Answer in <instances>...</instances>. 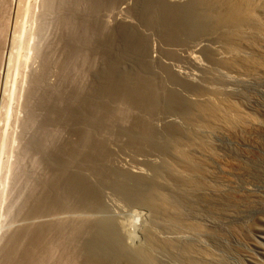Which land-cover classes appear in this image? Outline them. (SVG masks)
<instances>
[{
	"label": "rangeland",
	"instance_id": "1",
	"mask_svg": "<svg viewBox=\"0 0 264 264\" xmlns=\"http://www.w3.org/2000/svg\"><path fill=\"white\" fill-rule=\"evenodd\" d=\"M27 1L29 5L27 11L28 14L21 15L19 16V20L17 19L18 22L20 21V28L22 30L20 29L18 49L14 47L12 48L14 62H12L11 66L13 68L11 67L10 70L11 77L10 83L7 86L8 90L4 93L5 105L8 108L9 114L7 121L5 120L6 108L3 107L1 109V118L4 117V119H1L0 121V141L4 140L5 149L3 148V151L0 152V252H2V250L5 249L4 247L8 244L9 239L14 232L13 230H17L16 228H19L21 224L26 223L23 221L25 220L23 219V217L25 218V205H28L30 201L29 199L33 196L35 188V191L38 190V183H42V180H45L44 177L47 178L49 173L48 168L40 160V154L32 149L30 145L31 138L33 140L35 135L40 134L39 126L42 117V110L39 106V94L46 89L45 86L51 84L50 86L58 88L60 92L59 94L67 99L64 104L60 105V118L58 117L59 121L55 128L57 143L55 158L60 165H66L68 163V161H66L68 160L67 156L71 153L75 154V161L78 164L76 168L77 170L74 169V171L72 170L73 172L70 170L68 173V176L64 181V183L68 185L75 183V181H88V178L91 177L90 172L88 173V169L91 167L88 164V161L92 159L98 161L99 158L96 153L99 154L104 152V155L108 153L106 159H99L101 160L99 162H105L104 167L106 169L113 170V168L117 169L118 167L123 166L136 170L142 168L144 171L147 170L148 172V160L152 162L156 161L155 163L158 162V164L162 163L163 158L165 159L166 155L168 156L169 153H171V147L169 146L174 143V141H171L172 138L175 140L180 135V137L184 136L185 131L187 130L186 126H188L189 123L185 118L184 113L191 109L187 102L189 97H191L190 99L194 97L193 99L203 100L208 97L213 99L212 96H214L212 95L211 88V90H207L198 85L192 86L188 81L186 84V82L182 81V78H177V76L172 73L173 70L171 69H176V72L180 71L186 74L185 77L193 75V78H196L198 75L199 78V76H201V74L199 75L201 72L195 66L189 64L185 59L189 54L191 55L192 51L187 42L183 43L185 39L182 36L184 35L179 33L180 37L183 39L178 35L179 30L176 28L178 26L179 18H176L177 22H175V17H178V14L183 17L184 6L180 4H170L169 2L173 0H101L100 6L96 5V0H85V3L76 0L73 3L74 5L71 3L73 1H71L70 4L72 6L69 7L70 9L67 16L71 15L74 24V32L76 33L74 35H77L78 37L77 42L75 43V49L78 50H76V54L70 56L59 42L60 37L64 35L65 32L63 21L59 18V14L62 10V8L59 7L62 6L58 4H54V6L53 4L46 5L47 0H39V3L38 0ZM14 4V0H0V23L3 21L2 24L5 29L3 35L0 33V55L2 56L8 46L9 32L11 31L10 24L12 26L16 20ZM171 10L176 12V14H168ZM13 11L14 13H12ZM83 13L87 22L86 33L85 29H83L84 26H82ZM170 15L174 18H171ZM24 18L26 20H24ZM23 21H26V23H23ZM2 24H0L1 30ZM175 32H177V34ZM83 46L86 48L81 49ZM184 46L187 47V49ZM82 50L84 52L86 51V54H83ZM187 50L190 53H185ZM2 56H0V58ZM153 59L156 61H153ZM199 60L200 62L203 61V64H206V62L208 63L203 57H200ZM162 62L164 64L167 62L169 66L165 68L164 65L161 64ZM208 64L210 65L211 63ZM36 75H41V84L39 86L34 84L35 77H37ZM128 76L137 82V88L133 90V96L139 101L136 103V108L132 109V111L130 110L131 112L129 114H124L121 109L122 106H120L121 104H117L115 99L117 96L120 97L127 93L126 87L124 88L123 86V81L125 80V77L127 78ZM151 80L154 81L156 88L153 86L154 88L151 89L152 85H154ZM148 81L151 82V84ZM147 83H149V86ZM205 84H208L207 86L209 87H214V89L217 87L220 91L226 89V87L227 89L223 91H228V89L231 88V85L229 86L228 83L221 80H208ZM13 87L16 88L14 89ZM154 89L156 91H154ZM250 90L248 91L251 92H249L251 96L252 94L254 95L253 98L256 97V100H253L257 104L253 102L251 106H246V104H242L239 99L237 100L232 97V100H236L235 102L239 101L237 102L239 103V107L242 108L245 113L248 112L249 116H255L254 119L259 123L261 122L260 126L262 128L257 127L258 130L256 128L249 131L247 130V132L245 130L234 133L229 132V134L216 132L213 133L212 136L210 135L214 151L217 153V156H220L217 158L218 163L216 160V162H212L210 166V171L212 170L213 177L215 176L214 179L212 177L214 181L213 183L216 185L218 183L220 186H217L222 189L226 187L224 190H228L230 195L237 201V204L235 203L231 205L232 208L228 207L227 209L225 207L227 213L233 211V215L232 213H229L227 214L228 218L225 215L219 217L217 214L218 212H215L216 209H213L217 205L215 200L213 202L210 201L211 203H209V206L201 204V200H199L198 203H195V206L187 204V207V205H184L185 209L187 208L186 210H188L186 211L187 213L184 214L188 219V222L194 221V223L197 222V224H200L203 221L204 223L202 222V225L212 228V231L217 228L214 232L216 233L217 231L216 234L220 233L222 241H215V239H212V241L208 238H203V240L216 254L217 252L219 254L221 253V255L223 254L230 264H264L262 257L264 247H257L260 246V244L262 245L263 242L261 243V240H259L260 243L258 245L255 242H253V244L252 242L243 239L237 241L234 236L230 235V232L236 226H241L245 231H249L252 229H258L259 227L262 229V226L264 225V83H260ZM244 91L246 92L247 89H244ZM248 91L246 93H248ZM9 95L10 97H8ZM112 99L113 103L109 105L106 101ZM114 102H116V104ZM98 109L102 110H100L101 113L103 112V109H105V111L115 112L113 115L114 117L112 118L113 121L110 122H113V128L112 124L108 123L107 120L104 122V119H106L104 113L100 114ZM60 112L63 113L61 114ZM192 112H195V109H192ZM89 120L92 123H90ZM105 124L106 126H104ZM155 127H158V129L160 127V129L158 130ZM129 129L131 132L128 133L127 130ZM94 130L95 135H93ZM90 132L91 137L94 140V146L96 145L95 147L99 150L96 149L89 152L91 154L87 158L81 157L79 156V154L81 155L80 151L77 149L74 150L75 146L83 144V138H85V135L89 136L88 133ZM176 134L180 135L175 136ZM1 135L4 136L2 137ZM252 137H254V140ZM169 139H171V143L169 142ZM147 140L149 141L147 142ZM149 142L152 143L148 144L149 146H145ZM160 149L162 151H160ZM73 151H77L79 154ZM144 161H146L147 164H145ZM81 164H83V167ZM224 165L227 166V168L229 165V173H227L228 171L225 172V170H223L225 168ZM73 173H77L78 175L76 174V176H74ZM110 183H112V185ZM101 184L99 187L98 185L96 187L99 190L96 194H99L98 197L100 198L95 195L92 197V200L94 199L95 202L97 201L99 203L98 200L102 199V201H104V207L59 208L56 211L53 210L44 214L41 217V220L53 223L54 221L57 222L63 219H79L84 217V215L85 217L95 220H110L111 225L113 224L114 226L108 225L110 231H113L112 233H114V236L118 239L121 238L120 241L133 245L142 243L144 241V236L142 234L143 231L141 230H143L142 227L149 222V212L137 201L124 195L125 192H131L130 194H132L133 188H125L126 190L131 188L130 191H126L125 189V191L123 189L122 191L119 189L118 193V185L116 183L104 181ZM38 187L41 188L39 185ZM249 189L252 190L250 191ZM100 194L103 197H101ZM239 198H241V200ZM250 199L254 200L251 201ZM199 204L202 206L200 207ZM254 204H256L257 207ZM189 206H193V209H190ZM194 207L202 208V212L200 209L198 210ZM203 208L205 210H203ZM208 209L214 210L213 212L215 213L212 214L213 212ZM209 212H211V214ZM98 215L101 216L98 217ZM236 215L237 217H235ZM191 216L192 219H190ZM208 218H210L213 223L209 221ZM215 219L218 220L216 221ZM231 225H234L232 226L233 228ZM112 228L113 230H111ZM159 230L161 229L159 228L158 232ZM162 232L165 233V231L161 230V233L159 232V234H164ZM95 233L96 232L93 234V231L92 233L91 231L82 232L76 242L77 250L80 249L81 257L79 262L82 264L89 257V253L92 252L91 249H96V251L99 252H102L104 249L105 251H103L108 252L109 254L116 252V247L114 249L112 248V245L114 244L111 242L107 243L105 240H102V237L98 235V233ZM165 234L166 235L164 236L169 235L168 233ZM60 236L61 235L59 234L53 236L55 239L50 242L48 252H45L46 256L43 264H57L62 258L61 256L64 255V243L62 240L61 244L60 240L62 238ZM59 237L61 239H59ZM60 245H63V248ZM100 248L102 250H100ZM82 251H87L86 253L88 257L86 256V253H83L82 255ZM161 255L162 254H160V256ZM162 256L160 257L161 262L162 260H165L162 264H181L177 261L169 260L167 257H164V255Z\"/></svg>",
	"mask_w": 264,
	"mask_h": 264
},
{
	"label": "bare ground",
	"instance_id": "2",
	"mask_svg": "<svg viewBox=\"0 0 264 264\" xmlns=\"http://www.w3.org/2000/svg\"><path fill=\"white\" fill-rule=\"evenodd\" d=\"M74 1L76 0H47V4H46V5L53 4V6L54 4H58L62 6V7H59V8H62L59 14V18L61 19V21H63V28L65 32H64V35H62L60 39L59 38L58 39H59V42L62 44L64 50L68 53L69 56L76 54V50H78V49H75V43L77 42L78 37L77 35H74L76 34L74 32V24H73L71 15L67 16L68 11L70 9L69 7L72 6L70 2L73 4ZM80 1L85 3V0H80ZM14 2H15L14 4L15 10L14 9L13 10L15 11L16 20L14 24H12V26L10 24L11 31L9 30L10 29L9 28L8 30L10 32H9L8 46L6 48V51L3 53V56L0 55L2 56L0 58V121L1 119L2 120L4 119V117L1 118V114H2L1 109L3 107L6 108L5 109L6 110L5 112L6 121L8 120V115H9L8 108L5 105L4 93L5 91L8 90L7 86L10 83V77H11L10 70L12 67L11 65H12V62H14L13 61L14 54L12 52V48L14 47L18 49L20 31L22 30L20 28V23H19L20 21L18 22L17 19L19 20V16L21 15H24L26 13L28 14L27 11L29 9L27 0H14ZM38 3H39V0H38ZM169 3L174 4V5L180 4L184 6L183 17L180 16V14H178V17H175V22H177V19L179 18L178 24H177L178 26L176 25L177 26L176 29L179 30L178 35L179 33L184 35V36L181 35L185 39V41L183 40L184 41L183 43L187 42V44L190 46V49L192 51L191 55L189 54V56L187 57L183 56V57H185V59L189 62V64H191L192 66H195L201 72V73L198 72L199 75L201 74V76H199L198 78V75L196 74L197 77L195 76L196 78H193V75H191L192 76L191 77L187 74L189 78L188 76H186L187 77L186 78L185 77L186 74L180 71L176 72L175 71L176 69L175 70L171 69L174 71V72L172 71V73L175 76H177V78H182L183 79L182 81L186 82V84L188 81L190 84H192V86L198 85L199 87L203 89L205 88L207 90L212 89L211 90L212 95H214L212 96L213 99L208 97L207 99L199 100V99H193L194 97L190 99L191 97H189V100H187L186 98L188 105L189 107H191V109L187 110L186 112L184 111L185 112L184 116L189 121L188 126H186L187 130L185 128L186 131H185L184 136L182 135L183 137H180L181 136L180 135L181 133H180L179 134L180 136L178 134L175 135V136L177 135L179 136L175 140L173 138L172 140L169 139L170 143L171 141L172 142L174 141V143L169 146L171 147L170 148L171 153H169L168 156L165 153L166 157L165 159L163 158L162 163L158 164V162L155 163L156 161L152 162L147 159L148 160V164H147L146 161H144L145 164L149 165L148 172L147 170L144 171V169L142 168H141L142 170L138 168H137L138 170H136V169H132L129 167H123V166L122 167L120 166L117 169L113 168V170L106 169L104 167L105 162H99V161L106 159L108 153L106 152L107 153L106 155L103 154L104 152L99 153V154L96 153L98 158L101 160L98 159L97 161L95 159L94 160L92 159L88 161L89 162L88 164L92 167V169L91 167L90 169H88V173L90 172V175H91V177H89L90 179L88 178V181H80V182L75 181V183H71L68 185V184H65L64 181L66 177L68 176V173L70 172V170L74 171V169H76L78 165L77 162L75 161L76 160L75 154L71 153L67 156L68 160L66 161H68V163L66 165H60L56 161V158H55V155L57 152L55 128L57 127L56 124L59 121L58 119L60 118L59 117L60 105L64 104L65 100L67 99H65L64 97H62L61 94H59L60 92L58 88L54 86H50L51 84H49V86L44 85L46 89L42 93L39 94L40 96L39 106L41 107V110H42V117H41L40 126H39L40 134L35 135L33 140L31 138L32 141L30 140L31 142L30 145L32 149L36 150L40 154L41 156L40 160L48 168L49 171L48 170L47 171L49 173H48V176L46 173L47 178L44 177L45 180L41 179L42 183L39 182L41 185L38 183V185L41 188H39L37 185L38 190L35 191L36 190L35 188L34 193L35 192L36 193L35 194L33 193V196L30 197L31 199H29L30 200L29 203L27 202L28 205H25L26 206L25 218L23 217V219L25 220L23 221H25L26 223L24 222L25 224H21L19 228H16L17 230H13L14 232L12 236L10 234L11 237L9 239L8 244L4 247L5 249H3L2 252H0V264H43L45 256H46L45 252L46 251L48 252V249L50 247V242L54 241L55 238L53 236L56 234L61 235L60 237L62 239L60 237L59 239H61L60 240L61 244L63 240L64 250H65L64 255L61 256L62 258L57 264H78L81 256H80V251H79L80 249L78 248L79 250H77L76 242L78 241L79 235L82 232H90V231L91 233L93 231V234L94 232L98 233V235L102 237V240H105L107 243L111 242L112 244H114L112 245L113 247L112 246L111 247L113 249L116 247L115 248L116 252L114 251L115 253L109 254L108 252H104L105 250L103 249L104 250L103 251L101 248L100 250H102V252L96 251V249L95 250L91 249L92 252L89 253L90 255L88 257L86 252L89 249L86 252L82 251L81 252L82 255L83 253H86V256L88 257L84 261L83 264H162V262L165 261V260H162L161 262L160 257L162 255H164V257H167L169 260L171 259L181 264H230L223 254L221 255V253L219 254L217 251H216L217 252L216 254L211 248H209L206 245V242H204L203 240V238H208L210 240L215 239V241L216 240L220 241L222 236H220V233H218L219 235L216 234L217 231L216 233L214 232L217 228H215L214 231H212L213 230L212 228H208L206 225L205 226L202 225L204 223L203 221H202L203 223L199 222L200 224H197V222L194 223V221L193 222L191 221L192 223L189 221L190 222L189 223L187 221L188 219L184 215L187 213L186 211H188L186 210L187 208L185 209L184 205H187V204L194 205L195 203H198L199 200H201L200 202L201 204H205L206 206H209L210 205L209 203L215 200L217 204L215 206L216 208L215 207L213 208V209H216L215 212H218L217 214L219 217L220 216L223 217L224 215L227 217V214L232 213L233 211L227 213L226 210L228 209V207H231V205L237 202L235 198H233L230 195L228 190H227L228 192L224 190L226 189V187L222 189L217 186L219 185L218 183L217 185L213 183L214 182L213 179L215 176L213 177V173H212L213 171L212 170H211L212 172L210 171V166H211V163L214 161L216 162V160L218 163L217 158H219L220 156H217V153L214 151V148L210 140L212 139L210 135L212 136V134L216 132L221 133V134L223 133L229 134V132L234 133L238 131L241 132L242 130L243 131L245 130L247 132V130L249 131V130L256 129L257 127L258 128L261 127L260 126L261 122L259 123L257 120H255L254 119L255 116H252V115L249 116L248 112L245 113L244 110H242V108L239 107V103L237 102L240 101L242 104L243 103L246 104V106H249V105L251 106V104L255 102L254 100H256L255 99L256 97L253 98L254 96L253 94L251 96L250 89H252L253 87L255 88V86H257L260 83L261 84L264 83V0H184V1L182 0L174 1L173 0V1H170ZM96 5L100 6L101 0H96ZM14 11L12 13H14ZM169 12L170 13L168 14H171V13L176 14V12L172 10ZM25 18L24 20H26ZM171 18H174V17H171ZM24 22L26 23V21H23V23ZM175 22H174V25H175ZM82 26H84L83 29H85V33H86L87 22H86L84 13L82 14ZM4 31L5 29L2 24V30L0 28V33H2L3 35ZM175 33L177 34V32ZM187 47L185 48L187 49ZM82 48H86V47L83 46L81 47V49ZM82 52L83 54H86L85 53L86 51L84 52L82 50ZM185 53L188 54L190 52H188L187 50V52ZM200 57L205 58V60H207L208 63H211L210 65L212 67L207 62H206L207 65L203 64V61L200 62V60H202V59L199 60ZM153 61H156V60L153 59ZM161 64H163L165 68L169 66L167 62L165 64L162 62ZM36 76L37 77H35L34 84H36V86H39L41 84V75H36ZM208 80L209 81L210 80H214V81L221 80L225 83H228L229 86L231 85V88H229L228 91H223V90H226L227 87L226 89H222V91L218 90L217 87H215L216 89H214V87L212 88V87L207 86L208 84L207 85L205 84L206 81ZM136 83L137 82L131 79V77L129 76L127 78L125 77V80L123 81V86L124 88L126 87L127 93H125L123 96H120V97L117 96L116 99L114 98L117 101V104H121L120 106H122L121 109L123 110L124 114H127V113L129 114L132 111V109L136 108V103L139 101L133 96V92H134L133 90L137 88ZM149 83L151 84V82ZM149 83H147L148 86H149ZM152 83H154V81H152ZM153 86L155 87V83L154 85H152L151 89L154 88ZM244 89L245 90L247 89V91L250 90L248 91V93L249 92L250 93L249 94L246 93L247 91L245 92ZM154 91L156 90L154 89ZM8 97H10V95ZM232 97H234L237 100L239 99V101L237 102H235L236 100L233 101ZM106 102H108L109 105H111V103H113V99L110 101L108 100ZM114 103L116 104V102ZM19 106L21 107L20 104ZM105 109H103L102 113H101L102 111L101 109H100L101 111L99 109L98 111H100V114L104 113V116L106 118L104 119V122L107 120V122L110 123L111 121H113L112 118L114 117L113 115L115 112L105 111ZM192 109H195V112H192ZM10 110H11V107H10ZM60 113L62 114L63 112H60ZM89 122L92 123L90 120ZM104 126H106V124ZM112 128H113V124H112ZM156 129H158V127ZM127 132L128 133L131 132L130 129L127 130ZM88 135L89 136L85 135V138H83V141H84L83 144L81 145L77 144L78 146H75V149L71 148V149H74V150L77 149L78 151H80L81 155L77 151L76 152L73 151V152L78 153L79 156L85 157V158L89 157V155L91 154L89 152H92L96 149L99 150L97 147H95L96 145L94 146V143H93L94 140L91 137V132L88 133ZM93 135H95V130H94ZM1 136L3 137L4 135H1ZM252 138L254 140V137ZM148 141L149 140H147V142ZM0 142H1L0 143V152H1L3 151V148H4V140ZM151 143L149 142L145 146ZM170 150H167V151H170ZM160 151L162 150L160 149ZM84 160H87V159H84ZM83 164H81V166ZM88 164L86 165L89 166ZM224 167L225 168L223 170H225V172L228 171L227 173H229L230 171L229 165H228V168L225 165ZM76 174L73 173L74 176H76ZM8 177H9V174H8ZM104 181L116 183L118 185V188L117 187L115 188L118 189L117 191L118 193H119V189L124 190L125 188H128V187L133 188L132 194H130L131 192L130 193L125 192L124 195H127L126 197L129 196V198L131 197L133 200L137 201L140 205L145 207L146 210H148L149 222L148 224L146 223L145 226L142 227L143 230H141L143 231L142 234L144 236V241L142 243L133 245L130 243H125V242L120 241L121 238L118 239L116 236H114V233H112L113 231H110V227H109L111 225L110 220L109 221H106V220L101 221L102 219L95 220L89 217H85V215L84 217L79 218V219H76L74 217L75 219L73 218L69 220L63 219L57 222L54 221L55 223L54 222L51 223L49 221L45 222L41 220V217L44 214L51 212L53 210L56 211L59 208H65V207H82V208L90 207L91 208V206L92 207H104L105 205L102 199L98 200L99 203L97 201L95 202L94 199L92 200V197H94L95 195L97 197L99 196V194L98 195L96 194L99 191L96 187L97 185L99 187V185ZM110 184L112 185V183ZM131 188L127 190L130 191ZM249 190L251 191L252 189H249ZM239 199L241 200V198ZM253 200L254 199H252L251 201ZM201 206L202 205H200V207ZM192 207L189 206L190 209H193ZM204 208L203 210L206 209ZM196 209L199 210L200 208H196ZM210 211L213 212L214 210H210ZM215 212H213L212 214H214ZM209 213L211 214V212ZM99 216L101 215H98V217ZM209 217L212 218L211 216ZM235 217H237V215ZM210 218H208L209 221H211ZM190 219H192V216L190 217ZM211 222L213 223V221ZM230 223H231V219H230ZM226 224H227V221H226ZM111 226H113V224ZM232 226L234 225H231V227ZM263 226H262V229L259 227L260 229L259 228L252 229L249 231H245L241 226H240L241 228L238 226L234 228L232 227L233 230L230 232L231 233L230 235L234 236V238H236L237 241L238 240L241 241L243 239V240L250 241L252 243L255 242L258 245L260 243L259 240H261V243L263 242L262 245L260 244V246H257L261 248V247H264V238H263L264 228ZM159 228L162 231H165V233H168L169 235L164 236L166 234L162 232L164 234H161L163 235L161 236L159 234V232L161 233V230H159L158 232ZM111 230H113V228ZM130 234H133V233H130ZM260 235L261 236L263 235V236L261 237ZM60 246H62L63 248V245H60ZM160 254L162 255L160 256ZM262 257L264 260V253H262ZM79 264H82V263L79 262Z\"/></svg>",
	"mask_w": 264,
	"mask_h": 264
}]
</instances>
